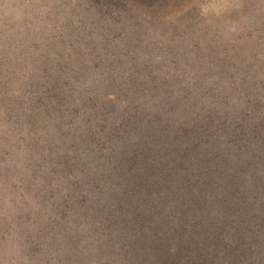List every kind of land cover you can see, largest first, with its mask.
<instances>
[{"label": "rangeland", "instance_id": "obj_1", "mask_svg": "<svg viewBox=\"0 0 264 264\" xmlns=\"http://www.w3.org/2000/svg\"><path fill=\"white\" fill-rule=\"evenodd\" d=\"M0 264H264V0H0Z\"/></svg>", "mask_w": 264, "mask_h": 264}]
</instances>
